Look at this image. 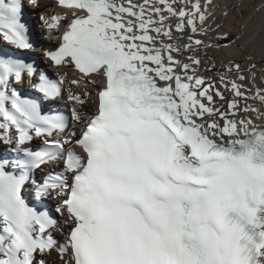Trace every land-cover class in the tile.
Masks as SVG:
<instances>
[{
  "label": "snow or ice",
  "instance_id": "snow-or-ice-1",
  "mask_svg": "<svg viewBox=\"0 0 264 264\" xmlns=\"http://www.w3.org/2000/svg\"><path fill=\"white\" fill-rule=\"evenodd\" d=\"M56 4L43 56L72 78L25 58L24 0H0V264H264V81L207 56L213 0Z\"/></svg>",
  "mask_w": 264,
  "mask_h": 264
},
{
  "label": "bare ground",
  "instance_id": "bare-ground-1",
  "mask_svg": "<svg viewBox=\"0 0 264 264\" xmlns=\"http://www.w3.org/2000/svg\"><path fill=\"white\" fill-rule=\"evenodd\" d=\"M139 2V0H137ZM40 7L33 8L24 0L23 16L26 23L31 30L34 49L28 53L36 60V65L43 69L46 74L55 79L58 75L67 72L69 78L73 77V73L68 69H57L53 67L49 61L43 56V49H55L59 46V39L49 36L40 21L41 15L51 16L53 14L66 15L67 10L60 8L56 4V0H39ZM203 3V0H201ZM214 7L211 11L214 16L209 19L211 31L206 37H202L206 42L218 45L212 49H207L206 54L211 58V61L216 64L217 68H222L230 61L239 63L241 67H247L249 64H255L257 84L264 81V0H213ZM227 12V15L224 13ZM67 21H65L66 26ZM64 28L56 31L55 36L59 37ZM36 39H35V38ZM34 38V39H33ZM3 48L17 53L18 50L13 49L10 45L0 41ZM203 55V54H202ZM203 72V69L201 70ZM205 75H207L205 73ZM19 90L29 91L30 93L37 94L25 81L22 84L15 85ZM62 104H67L64 101H56L51 106L55 109ZM50 107V105H49ZM66 111L70 110V105ZM93 105L90 102L87 112L91 113ZM79 132V129H77ZM37 139H34V141ZM7 146L0 145V156H11ZM58 170L56 164L48 165L45 167L44 172L38 171L37 178L42 177L45 172ZM24 192L31 201L37 202L32 195L31 186L24 189ZM54 195V194H53ZM57 201L51 197L43 201V205L55 215L54 208ZM58 241L62 240L58 234H55ZM55 258V253L53 257Z\"/></svg>",
  "mask_w": 264,
  "mask_h": 264
},
{
  "label": "rangeland",
  "instance_id": "rangeland-1",
  "mask_svg": "<svg viewBox=\"0 0 264 264\" xmlns=\"http://www.w3.org/2000/svg\"><path fill=\"white\" fill-rule=\"evenodd\" d=\"M34 38H35V37H34ZM34 38H33V39H34ZM35 39H36V38H35Z\"/></svg>",
  "mask_w": 264,
  "mask_h": 264
}]
</instances>
